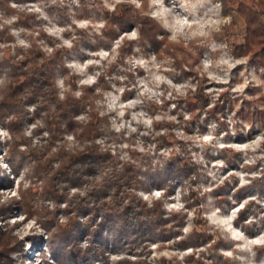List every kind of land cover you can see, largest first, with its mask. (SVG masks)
Masks as SVG:
<instances>
[{"label": "rangeland", "instance_id": "1", "mask_svg": "<svg viewBox=\"0 0 264 264\" xmlns=\"http://www.w3.org/2000/svg\"><path fill=\"white\" fill-rule=\"evenodd\" d=\"M123 3L139 15L147 8L168 31L167 41H181L183 47L169 53L164 41L155 50L141 39L138 24L106 25L107 19L113 23L126 14L119 7ZM9 5V10L0 7V229L21 241L11 251L14 264H71L68 247L73 242L80 248L103 246L101 264L139 259L165 264L161 258L191 264L184 256L208 245L189 235L202 225L224 240L213 252L216 264H264V68L215 40L222 21L229 20L219 0H9ZM39 28L55 45L68 49L64 62L77 86H90L97 94V112L109 124L99 142L119 159L140 165L137 195L148 203L160 198L165 212H172L166 222L178 219L167 239L135 240V222L117 217L95 236L84 223L74 235L52 244L42 220L64 204L42 192L44 174L34 172L28 158L9 153L17 133L33 143L44 142V113L33 102L18 107L1 103L9 71L3 57H20L29 35L37 36ZM39 44L50 50L46 40ZM56 83L61 91V72ZM198 88L208 98L204 106L193 108L187 101ZM247 108L256 113L255 121L243 115ZM86 117L81 110L75 118ZM160 135L170 144L158 143ZM64 137L69 149L77 146L71 128ZM186 152L197 165V176L185 175L176 165ZM105 173L94 163L82 170V180L71 176L57 181L70 195L82 194ZM64 214L57 211L58 221L65 220ZM180 238L192 247H184ZM88 256L93 264L91 250Z\"/></svg>", "mask_w": 264, "mask_h": 264}, {"label": "trees", "instance_id": "2", "mask_svg": "<svg viewBox=\"0 0 264 264\" xmlns=\"http://www.w3.org/2000/svg\"><path fill=\"white\" fill-rule=\"evenodd\" d=\"M219 3L221 13L229 17V22L220 27L215 40L227 44L234 55L247 56L253 65L264 68V0H219ZM144 4L147 2L144 1ZM128 5L119 4L120 8L125 9L126 16L115 18L113 23H109L107 19L106 25L118 24L128 27L131 23L138 24L141 39L146 40L155 50L164 41L169 53L183 47L181 41H167L168 31L147 14V8L144 9L146 14L139 15V10ZM0 7L9 10V0H0ZM239 27L241 30L238 32ZM111 29L114 30L113 27ZM37 31V36L29 35V45L25 51H21L20 57L18 55L3 57L9 65V71L1 103L3 106L18 107L33 102L35 110L40 109L44 113L46 127L44 142L33 143L31 137L17 133L16 136H12L9 153L12 155L19 153L28 158L34 172L38 175L44 174L42 192L47 193L54 203L64 204L61 209L55 206L47 211L50 214L42 220L44 228L52 239L54 238L52 244L55 245L56 240L62 236L74 235L78 227L84 223L87 224L90 234L95 236L102 227L108 226V221L117 217L135 222L137 231L132 236L135 240L149 236L167 239L174 222H178V219L171 222L173 225L166 222L172 212H165L160 198L148 203L137 195L135 189L140 182L138 176L140 165L119 159L110 153L109 147L99 142L109 124L107 116H100L97 112L94 103L97 94L93 93L90 86H77L75 76L68 73L64 62L68 49L55 45L54 38L47 35L42 28ZM40 39L48 42L49 51L41 47ZM60 72L63 80L61 91L56 83V76ZM194 74L197 76V73ZM207 98V94L198 88L188 99L187 104L193 108H200L206 104ZM81 110L87 113L84 121L75 118ZM243 115L248 121H255L256 113L249 108L243 111ZM68 128L72 129L77 143L73 149L67 147L64 137ZM157 140L158 143L170 144L164 135L158 136ZM179 146L183 147L181 142ZM94 163H98L106 172L99 181L91 182L94 188H87L82 194L75 192L70 195L64 184L59 185L57 179L65 180L75 176L82 180V170L92 169ZM179 164L185 175L189 177L198 175L197 165L188 152L179 157L176 165ZM262 191L264 192V188ZM31 209V206L27 205L28 212ZM57 211L65 212L63 222L58 221ZM239 215H244V209L240 210ZM82 216L83 221L80 220ZM90 220L96 223L93 225ZM189 235L193 241L194 239L203 241L208 245L198 252L193 250L186 254L184 256L186 261L191 264H216L213 252L224 241L221 233L209 231L202 225L193 228ZM180 242L184 247H192L185 238H180ZM20 244L21 241L16 236L6 229H0V264H14L11 251L18 249ZM90 250L96 257L93 264H101L100 261L105 260L103 246L87 245L80 248L73 242L68 247L69 262L91 263L88 258ZM161 260H164L165 264H172L165 258ZM132 263L150 264L144 259L134 260Z\"/></svg>", "mask_w": 264, "mask_h": 264}, {"label": "clouds", "instance_id": "3", "mask_svg": "<svg viewBox=\"0 0 264 264\" xmlns=\"http://www.w3.org/2000/svg\"><path fill=\"white\" fill-rule=\"evenodd\" d=\"M228 22H229L228 18H225V19L222 21V23H225V24H227ZM21 43H23V42L21 41Z\"/></svg>", "mask_w": 264, "mask_h": 264}]
</instances>
